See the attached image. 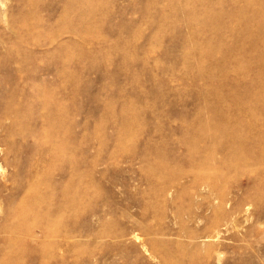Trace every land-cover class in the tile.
I'll return each mask as SVG.
<instances>
[{
    "label": "rangeland",
    "instance_id": "1",
    "mask_svg": "<svg viewBox=\"0 0 264 264\" xmlns=\"http://www.w3.org/2000/svg\"><path fill=\"white\" fill-rule=\"evenodd\" d=\"M246 5L0 0V226L23 206L60 222L6 264H264V164L203 132L264 90Z\"/></svg>",
    "mask_w": 264,
    "mask_h": 264
},
{
    "label": "bare ground",
    "instance_id": "2",
    "mask_svg": "<svg viewBox=\"0 0 264 264\" xmlns=\"http://www.w3.org/2000/svg\"><path fill=\"white\" fill-rule=\"evenodd\" d=\"M78 4H80V3H78ZM262 7H264V0H247L246 10L245 9H244V11L242 10L241 15H242V18L245 19L248 23H250V22L256 23V25H258V27H259L258 28L259 30L256 33L248 31L246 28L244 29L243 33L245 34V37L248 38V41L250 42V44L253 45L254 49H256L260 52L261 58L260 59L254 58V61H256V62L258 61V62L263 63L264 62V40H262L263 37L261 38V36H259L260 31L264 30V8H262ZM238 11H240V10H238ZM238 11H237V13H238ZM65 12H66V17H67V9L65 10ZM233 13L235 14L236 12H233ZM239 15H240V12L238 13V16ZM82 16H85V15H82ZM215 16L220 17L221 13H218V11H216ZM248 16H250V18ZM239 35H241V34L239 33ZM239 70L242 71V68ZM244 74H245L244 72L240 73L241 76H245ZM249 82L250 83L251 82L259 83V84L263 85V87H264V72H261V73L258 72V74L253 79H249ZM247 95L248 96L244 100H233L234 103H232V104L234 105V108L236 109V111L238 110L239 116H242V111H243V114L248 116V118L243 117L244 120H241V117H231V115L233 113H231L230 116H228L227 114H223L228 126H226L224 129H221L216 124H209V123L215 122L213 120H209V121H207L209 123L207 125H205L203 128V132L207 128H209L211 131H213V132H211V134H212L211 136L215 137V138L218 137L219 133L220 134L227 133V134L231 135L232 139H231L230 143L232 144V146L230 149H232V151H229L228 155L226 156V159H228V160H230L232 158L234 159V157L236 156L235 157L236 161H238V162H236L237 165L239 164V162H241L242 164H245V165L246 164H250V165L251 164L252 165L264 164V90H262L261 93L258 94L257 90H253L252 88H250V90L247 91ZM236 98H238V94L234 90L233 91H231V90L222 91L221 93L220 92L218 93V102H220L223 105H226L225 103H226V101H229L228 99L232 100V99H236ZM260 101H262V104L258 105V102H260ZM229 102L231 103V101H229ZM216 112L217 111L213 109V113L216 114ZM246 127H249V131L255 130V131H253V132H255L253 135V139L251 140V143H249V144H246V142H243L244 140H247V139H241L243 137V135L245 134L244 132H246ZM4 142H5V144H8L9 140L5 138ZM55 146H56V149H59V151H58L59 154H61V150L64 148V145L63 144H56ZM252 146L254 148L259 147L260 150L258 151L257 154L252 155V156H248V157L243 156L241 154L244 149H248V151H250V150L252 151V149H254ZM67 157H69V156H67ZM207 158H208V155H207ZM209 158H211V157L209 156ZM4 159L6 161L8 160L6 154L4 156ZM226 159H225V162L227 161ZM239 166L240 165H238V167ZM64 192H65V194H69L68 192H70V191H67V189H66ZM224 195L225 194L218 193L216 195V199L220 203H224L227 201V199L225 198ZM71 198L72 197L70 196L69 199H71ZM64 202H66V204L70 203L69 200H66ZM35 203H36V201H35ZM69 205L71 206V204H69ZM47 211L46 212L43 211L38 215H34L36 213H33L34 210L31 211L30 206L18 207L13 211L12 210L9 211L10 212L9 213L10 218L8 219V221L11 219V216H14L17 219V224L14 225L12 222L9 221L10 222L9 223L7 221L5 224H3V226H0V231H3L5 233L2 235L4 237L2 239V246H0V264H6L5 259H7L13 253H15L17 247L20 248V244L24 243V241H26L28 239H30L32 241H37L40 238L49 237V236H51L57 232L60 222L58 219L52 218V216ZM64 230H66V229L64 228ZM64 230L62 229V231H64ZM0 236H1V234H0ZM41 245H43V244L40 243V245H38L36 247H39ZM49 256H50V254H49ZM56 257L57 256H55V257L53 256V258H56ZM42 258L44 259V257H42ZM58 258H59V256H58ZM8 264H10V263H8ZM22 264H23V262H22ZM43 264H45V262Z\"/></svg>",
    "mask_w": 264,
    "mask_h": 264
}]
</instances>
